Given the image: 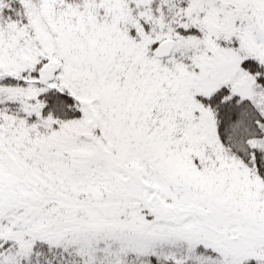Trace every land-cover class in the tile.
Instances as JSON below:
<instances>
[{
	"label": "snow or ice",
	"instance_id": "obj_1",
	"mask_svg": "<svg viewBox=\"0 0 264 264\" xmlns=\"http://www.w3.org/2000/svg\"><path fill=\"white\" fill-rule=\"evenodd\" d=\"M0 264H264V0H0Z\"/></svg>",
	"mask_w": 264,
	"mask_h": 264
}]
</instances>
